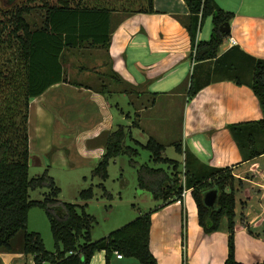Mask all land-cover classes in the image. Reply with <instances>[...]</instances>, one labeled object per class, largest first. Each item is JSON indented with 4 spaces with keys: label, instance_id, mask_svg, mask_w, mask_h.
<instances>
[{
    "label": "trees",
    "instance_id": "obj_1",
    "mask_svg": "<svg viewBox=\"0 0 264 264\" xmlns=\"http://www.w3.org/2000/svg\"><path fill=\"white\" fill-rule=\"evenodd\" d=\"M28 1L9 9L0 5V251L12 249V240L20 231H25L24 250L26 254L35 255L36 264L46 261L52 264H91L94 255L102 250L106 252V264H110L115 252L135 257L142 264H158L150 246L152 215L157 209L143 212L107 236L94 240L91 230L96 218L84 206L79 211L78 204L62 202L59 199L61 188L47 171L32 178L29 174L31 101L56 83L70 82L68 70L64 67L67 50L86 47L87 43L108 48L112 13H154V0H79L75 4L72 0ZM32 1H39V4H31ZM185 1L190 12L187 28L192 41L191 56L198 62L214 60L215 68L221 70L219 74H225V77L235 75L236 82L248 83L261 102V119L230 126L244 160L254 159L264 154V59L245 52L239 46L221 53L230 33L222 32L220 27L227 21L231 22L234 11L224 8L216 0ZM38 7L44 10L39 26L29 19ZM208 17L213 21L210 38L197 40L198 31ZM206 83L200 76L196 84L192 79L190 95H196ZM130 130L120 124L116 129L103 133L105 151L94 168V174L106 179L111 159L128 154L138 169L141 189L163 202L158 209L176 200L183 201L184 176L186 187L192 189L200 224L208 231H215L220 229L223 219H227L229 234L225 264H245L236 258L235 243L236 193L242 181L238 180L232 168L204 163L183 143H176V149L184 152L181 169V162L169 158L165 154L166 145L156 138L150 137L147 144H143L131 136L136 145L152 152L155 162L171 165L173 171L168 174L162 167L136 160L139 148L126 142ZM43 187L49 189L44 198L32 199L30 190ZM214 187L219 190V208L211 209L204 204L203 194ZM93 196L92 186L81 191L83 200ZM33 207L45 209L55 239V251L46 248L40 232L27 230ZM183 214L185 227V208ZM183 245L186 264L185 235ZM255 264H264V261Z\"/></svg>",
    "mask_w": 264,
    "mask_h": 264
},
{
    "label": "crops",
    "instance_id": "obj_2",
    "mask_svg": "<svg viewBox=\"0 0 264 264\" xmlns=\"http://www.w3.org/2000/svg\"><path fill=\"white\" fill-rule=\"evenodd\" d=\"M216 1L235 13L230 22V35L225 39L221 53L239 46L245 52L264 59V0ZM154 6V13L137 12L127 15L120 11L113 12L108 48L87 43L86 47L67 50L64 67L69 66L70 82L56 83L31 101L30 116L33 104L37 103L32 109L35 117L34 134L39 139L45 119H56L50 111L55 110L54 108L66 109V103H71L65 100L72 98L88 107L86 115H79L78 110L73 108L74 105L71 106L72 115L80 116L72 120L71 125L75 127L73 139L82 142L96 139L104 131L113 130L115 125L112 111L114 103L110 100V95H134L136 113L142 116V112L153 110L156 99L147 106H137L136 101L141 102L143 96L153 90L156 98L161 92L171 97L173 92L178 93L176 90L187 78L191 69L189 62L194 67L193 72L198 65H202L200 77L204 83H208L191 99L184 122L183 145L204 163L232 168L238 180L242 181L236 193V234L246 232L260 236L258 229L264 224V154L244 160L230 126L237 122L261 119V102L248 83L236 82L235 75L225 77V74H219L221 70L215 68L214 60L198 62L191 56L192 41L187 28L190 12L185 0H154ZM230 37H234L237 43L232 45ZM197 40L201 39L197 36ZM69 53L72 57L68 56ZM80 58L84 61H79ZM184 88L188 89L189 86H182V90ZM116 105L120 106V102L116 101ZM135 124L142 127L141 123ZM30 125L31 122L29 133ZM32 141L31 125L30 151ZM88 149L90 147L85 148L86 151ZM91 151L96 154V159H100L105 147L97 145ZM191 192L192 189L183 197V201L176 200L158 209L161 203L151 208L157 209L152 215L150 246L158 264H184V208L188 215L191 212L187 228L190 246L193 228L200 229L195 221V213L193 215L197 204L189 197ZM141 213L143 212L140 211L139 215ZM225 229L227 231L223 232L222 239L219 237V254L214 264H223L228 256L229 232L227 227ZM169 233H173L174 242L169 241ZM211 236L214 237L215 233ZM16 239L17 236L12 240V249L0 251V264H36L35 255L26 254L24 250V237L18 241ZM259 239L264 240L262 237ZM238 251L239 246L236 244V256ZM255 263L260 262L253 264ZM44 264L52 263L46 261ZM91 264H106V252L98 251ZM110 264L138 262L133 257L118 258L114 253Z\"/></svg>",
    "mask_w": 264,
    "mask_h": 264
},
{
    "label": "rangeland",
    "instance_id": "obj_3",
    "mask_svg": "<svg viewBox=\"0 0 264 264\" xmlns=\"http://www.w3.org/2000/svg\"><path fill=\"white\" fill-rule=\"evenodd\" d=\"M78 1L79 0H72L73 4ZM27 3H29L28 0H0V5L4 9L12 8L17 4L22 5ZM31 4L37 5L39 1L36 3L32 1ZM43 13V8H35L31 15H29L30 21L37 22L39 26L43 18ZM212 29L213 21L211 17H208L203 27L198 31V38L201 40L209 39ZM68 56L70 57L71 54L69 53ZM81 60L84 61L83 58H80L79 61ZM78 63L80 62H76V64ZM189 64L191 65L190 72L187 78L182 81L183 83L180 84L179 89L176 90L178 93L173 92L170 97L168 94H163L161 92L156 98L154 94L155 91L153 90L152 93L145 94L141 102H135L137 106H147L156 99L153 110L142 112V116H138V113H136V108L133 105L134 95L130 94L125 97L123 94H115L109 96L110 100L114 103L112 111L115 115V125L113 129H116L120 124L126 125L131 129L126 142L129 145H134L139 148L140 154L136 157V160L140 163H147L153 167H162L166 169L168 174H171L173 171L171 165L164 162H155L152 152L146 147L136 145L134 139L140 140L143 144H147L150 137L156 138L159 142L166 145L165 154L169 158L181 162L182 169L184 152H180L176 149V143H183L184 141V122L192 99L189 88H184V90H182V86L190 87L192 79L196 84V80L202 73L201 65H198L197 69L193 72L194 67L191 61ZM66 68L69 70V66L66 65ZM69 72L70 71H68V73ZM71 75H73V73ZM135 100L136 99H134V101ZM68 101L71 104L66 103V109L54 108L55 110L50 111L56 119H45L39 139H37L34 134L35 117L32 110L37 103L33 104V108L31 109L33 114L31 113L29 118V122H31L32 125V136L34 138V141L31 142L29 174L32 178L47 171L54 177L57 185L61 188L59 199L62 202L78 204L79 211L82 210L81 206H84L86 211L96 218L92 226L91 234L92 238L97 240L107 236L112 231L126 225L130 221H133L139 216L140 211H150L151 208L163 202L154 199L149 191L141 189L139 186L138 169L133 165L128 154H120L111 159L108 166L109 175L106 179H102L100 175L94 174V168L100 159L95 158L96 154L94 151L92 152L91 149H95L97 145H104V137L101 136L108 130L104 131L100 137L96 139H87L84 142L73 139L75 137V127L71 125L72 120L80 117V114L86 115V113H88V107L81 101L72 98L65 100V102ZM116 101L120 102V106L116 105ZM71 106H73L75 111L78 110L77 113L79 115L75 117L72 115L73 111ZM122 109H124V111H122ZM89 112H91L90 109ZM80 119L82 120V117ZM134 123H141L142 127H138ZM39 140L44 141V143L39 142ZM88 147H90V149L86 151L85 148ZM90 186L93 187L94 196L87 201L83 200L81 198V191ZM48 190L47 187L32 189L30 190L31 198L43 199L45 192ZM189 197L195 202L192 192L189 193ZM239 208L240 210L242 208L240 203ZM194 213L195 221L198 223L200 229L198 230V227L193 228L190 246V240L188 241L190 235L187 232V228L188 224H190L189 217L191 212H189V215L188 212H186V216L188 217L186 218V226L183 231L188 246L186 264H214L219 254L217 249V244L220 242L219 237L222 239V236H224L223 232L227 231L225 229L227 227V219H223L220 229L208 231L200 224L197 216V209L193 211V215ZM244 224L246 225L247 222H244ZM27 230L40 232L46 248L49 251H55V239L49 217L44 208L33 207L30 210ZM258 230L261 232L260 236L251 235L246 232L235 235V243L237 242L236 244L239 246L236 258L238 257L237 259L245 262V264L264 261V240L261 239L262 241H260L259 239L260 237L264 238V224L262 228ZM214 233L215 236L212 237L211 235ZM24 234L25 231H20L16 240L22 239ZM168 238L170 242H174L173 233H169ZM251 250H254V253H251ZM135 260H137L138 264H141L137 258H135ZM223 264H225V261Z\"/></svg>",
    "mask_w": 264,
    "mask_h": 264
},
{
    "label": "water",
    "instance_id": "obj_4",
    "mask_svg": "<svg viewBox=\"0 0 264 264\" xmlns=\"http://www.w3.org/2000/svg\"><path fill=\"white\" fill-rule=\"evenodd\" d=\"M221 31L225 33H230L231 26L230 22H225L221 25ZM218 198H219V190L217 188H210L204 191L203 194V202L206 206L210 207L211 209H216L218 207Z\"/></svg>",
    "mask_w": 264,
    "mask_h": 264
},
{
    "label": "built area",
    "instance_id": "obj_5",
    "mask_svg": "<svg viewBox=\"0 0 264 264\" xmlns=\"http://www.w3.org/2000/svg\"><path fill=\"white\" fill-rule=\"evenodd\" d=\"M229 39H230V43H231L232 45H234V44L237 43V41H236V39H235L234 37H230ZM183 178H184V181H183L184 189H183V191H182V197H184V196L187 194V192L191 190V189H189V188L186 187V184H185V177L183 176ZM115 253H116V255H117L118 258H123V257H124L123 254H121V253H119V252H115Z\"/></svg>",
    "mask_w": 264,
    "mask_h": 264
}]
</instances>
